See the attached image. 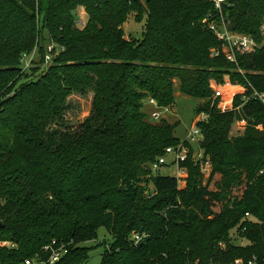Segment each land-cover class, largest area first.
I'll use <instances>...</instances> for the list:
<instances>
[{"label": "trees", "instance_id": "obj_1", "mask_svg": "<svg viewBox=\"0 0 264 264\" xmlns=\"http://www.w3.org/2000/svg\"><path fill=\"white\" fill-rule=\"evenodd\" d=\"M78 6L87 15L81 29ZM130 14L144 25L138 39L122 29ZM208 17L220 20L204 0H0V240L14 245L0 247V264L45 256L52 241L68 249L58 264H85L84 244L100 228L111 236L100 264L264 258V103L251 97L264 93V47L235 62L213 55L222 42ZM222 18L259 42L264 0H227ZM44 41L58 47L49 60ZM34 51L38 66L24 70ZM174 80L195 99L209 101L224 83L234 91L231 109L214 98L196 110L207 115L198 127L212 168L203 183L191 149L181 188L176 177L149 176L181 143L177 124L143 111L146 98L159 111L171 107ZM88 90V118L76 130L51 129L64 126L67 98ZM233 230L246 246L234 245Z\"/></svg>", "mask_w": 264, "mask_h": 264}, {"label": "rangeland", "instance_id": "obj_2", "mask_svg": "<svg viewBox=\"0 0 264 264\" xmlns=\"http://www.w3.org/2000/svg\"><path fill=\"white\" fill-rule=\"evenodd\" d=\"M75 15L78 17H82L83 20L85 21L86 18V13L83 7L78 6L74 10ZM78 28V27H77ZM80 29V28H79ZM122 29L125 34V38H140L144 29L143 23H138L134 21V15L130 14L127 18V21L124 23L122 26ZM43 35V34H42ZM42 38V36H41ZM44 50L47 59H51V55L49 53H52V50L54 48L55 51L58 50V47H54L52 43L48 41H44ZM40 61V57L37 55V52L34 51L31 55L29 56H24L23 61H21V66L24 70H28L32 67L38 66ZM46 62L44 64V67L47 66ZM225 82H229L228 77H225ZM178 80H174V103L171 107H168L166 110L161 109V117L165 119L168 123L170 124H177L175 129H174V137L179 139L181 142L186 140L188 133L190 130L196 125L202 114L197 115L196 110L198 108L204 107V108H210L214 104V98H211L209 101L208 100H203V99H195L188 97L186 95H183L180 93L179 88H178ZM238 89L242 91L241 88ZM234 91L232 90H227L224 93L223 97H219V100L217 102L216 107L220 110H229L232 108V99L231 97L233 96ZM92 98H93V93L92 91L88 90L86 91L85 94H79V93H72L66 100L67 104V109L64 113L63 116V127L60 126H52L51 129H56V128H62V129H70V130H76L84 121L85 119L88 118L91 112V106H92ZM150 98H146L143 101V111L149 115L153 111H156L157 109L149 104ZM156 103V102H155ZM209 103V106L207 105ZM206 115V114H205ZM150 121V120H149ZM159 122V121H158ZM157 123V121L155 122ZM246 121H240L238 123H235L231 135L236 134V132L240 129H243L245 126ZM240 126V127H239ZM203 136V141L200 145L202 148V144L204 142V135ZM167 160L170 162L171 156H167ZM212 168V165H211ZM210 168V172H211ZM160 175L162 176H171L175 177V168L172 165H169L168 167H162L158 172L149 174V176H154V175ZM187 177L181 176L179 179V186L180 188L185 186V180ZM207 175L204 176L202 179V182L205 183L207 180ZM143 187L146 188L147 193L152 192V185L151 184H146L142 183L141 184ZM232 241L235 246H246L247 240L244 238H240L239 234L237 233L236 230L232 231ZM111 240L110 234L104 229L100 228L97 231V240L85 243L84 246L86 247H91V250L89 252V259L85 264H100L101 261V254L103 252L104 243H108ZM221 247H224V245L220 244ZM236 260V259H235ZM234 260V261H235ZM233 261V262H234ZM231 262L230 264H233Z\"/></svg>", "mask_w": 264, "mask_h": 264}, {"label": "built area", "instance_id": "obj_3", "mask_svg": "<svg viewBox=\"0 0 264 264\" xmlns=\"http://www.w3.org/2000/svg\"><path fill=\"white\" fill-rule=\"evenodd\" d=\"M213 5L214 10L217 12L220 20H216L212 17H208L204 22L207 25V29L211 31L215 37L222 42V45L219 49L213 50V55L222 54L229 62L236 61V55H245L251 54L260 48L264 47V18L259 26V35L261 40L257 42L252 36L238 34L230 31L222 18V11L227 5V0H204ZM76 25L78 28H83L85 25V21L82 17L77 18ZM23 61V59H22ZM233 86L229 83H224L221 88H218L215 91L214 98L223 97L225 91L231 90ZM252 98L259 100L264 103V93H259L253 91L251 95ZM232 99V97H231ZM149 104L153 105L155 108L156 103L154 100H150ZM157 109V108H156ZM151 117L154 120H157L161 117V112L158 110L153 111L151 113ZM207 119V115L202 114L198 123L204 122ZM198 123L194 125V127L190 130L187 135L186 140L181 142L177 147L167 148L165 149L164 155L159 157L155 163H153L150 167V170L153 173L158 172L165 165H172L175 168V177L177 180L181 178V176L187 177V171L184 168H180V163L186 161L189 156V152L192 149L191 160L195 166H198L203 177L210 175L211 161L204 154V150L200 147L203 136L198 127ZM171 156L170 162L167 160V156ZM245 218H250L248 213L245 214ZM141 240V237L138 235H134L133 241L136 245ZM0 247H14L13 244L7 241L0 240ZM42 252L45 256L35 255L33 258L26 259L22 264H58L67 254L68 249L64 243H57L52 241L50 244L44 246L42 248ZM233 264H264V258L257 259V257H253L247 262L242 259H236Z\"/></svg>", "mask_w": 264, "mask_h": 264}]
</instances>
